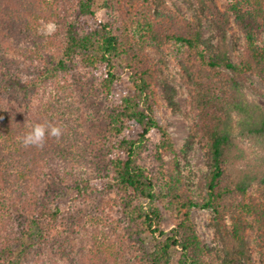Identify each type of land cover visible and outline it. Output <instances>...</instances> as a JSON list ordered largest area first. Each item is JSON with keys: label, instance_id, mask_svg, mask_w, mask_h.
I'll return each mask as SVG.
<instances>
[{"label": "trees", "instance_id": "16d2710c", "mask_svg": "<svg viewBox=\"0 0 264 264\" xmlns=\"http://www.w3.org/2000/svg\"><path fill=\"white\" fill-rule=\"evenodd\" d=\"M97 1L0 0L1 27L18 40L37 68L31 79L3 73L0 79V264H19L26 250L45 238V223L59 214L49 198L36 201L41 174L50 170L53 179L60 178L57 163L70 168L92 161L85 127L75 117L61 80L75 64L103 65V89L110 95L119 80L115 61L127 73L131 89L103 113L105 186L118 197L124 217L115 238L141 242L144 264H209L204 260L209 251L199 242L190 218L192 207L209 208L223 243V255L215 264H252L246 217L256 227L257 245L264 249V109L245 94L242 78L254 73L264 83V0H227L225 10L211 9L219 29L224 31L232 19L245 36L237 62L230 60L223 44L207 51L199 28L169 10L164 0H100L107 20L91 24L86 18L95 14ZM40 21L57 23L56 31L39 33ZM143 42L157 47L174 42L183 49L179 64L197 115L189 143L203 140L208 155L204 194L198 202L182 180L177 159H164L174 149L154 118V92L162 88L176 110L175 90L146 55ZM47 88L50 91L41 93L35 105L20 107L7 99L16 91ZM37 123L61 126L62 137H47L43 148L23 147L20 138ZM152 131L159 135L157 143L148 139ZM81 172L72 177H81ZM12 211L29 218L27 230L20 222L10 225ZM167 212L177 223L163 230ZM99 250L84 264H105L98 260ZM120 264H126L123 256Z\"/></svg>", "mask_w": 264, "mask_h": 264}, {"label": "rangeland", "instance_id": "374dc122", "mask_svg": "<svg viewBox=\"0 0 264 264\" xmlns=\"http://www.w3.org/2000/svg\"><path fill=\"white\" fill-rule=\"evenodd\" d=\"M164 3L169 10L199 28L202 45L207 51L223 44L230 60H239L245 46L243 32L232 19L229 26L222 31L211 12L215 8L225 10L227 0H164ZM100 4L101 1L98 0L95 3V14L86 18L91 24L107 20L106 9ZM48 23H54L57 29L55 22L40 21L38 32L46 35L45 26ZM260 40H264L263 35H260ZM17 44L18 40L12 39L0 25V79L2 73L24 80L37 75L35 62ZM142 45L146 55L159 67L163 79L175 90L176 110L168 105L162 88L157 87L154 92V118L169 135L174 149V154L165 155L164 159L167 162L174 157L177 159L182 180L190 190L192 199L198 202L204 194L208 155L203 140L194 139L189 143L197 115L179 64L183 49L174 42L158 47L147 42ZM115 71L119 80L114 84L110 95L103 89V65L80 68L79 64H75L72 71L61 80L65 94H70L68 99L75 107V117L85 127L84 133L89 140L92 161L87 166L73 165L70 168L57 163L60 178L53 179L50 170H45L44 175L41 174L42 180L35 191L36 201L49 198L51 204L58 206L59 214L55 220L45 223L48 234L45 231V238L26 250L19 264H84L91 260V255L99 248L101 250L97 254L98 260L105 264H120L122 256L126 264H144V247L141 242L126 239V242H119L115 238L117 225L124 217L119 208L118 197L105 186L107 182L104 173L108 160L103 148L102 135L106 124L103 113L111 102L131 92L127 73L118 61H115ZM242 85L245 94L264 109V83L261 78L257 74L248 73L242 78ZM48 91V88L38 92L16 91L10 93L12 97L8 96L7 99H12L11 103L14 105H22L20 107L27 102L35 105L41 93ZM148 139L150 143H157L159 135L152 131ZM243 145L252 147L249 141H244ZM148 164L152 170L155 169L153 164ZM77 172H81L82 176L73 178L72 174L76 175ZM253 190L254 186L249 187V192ZM12 214L10 225L15 226L20 222V227L27 230L25 225H28L29 218L26 215L18 216L19 211H12ZM190 218L199 242L209 251L204 260L209 264L217 263L223 255V243L216 230L214 213L209 208L192 207ZM246 219L250 225L246 231L248 258L252 264H261L264 249L257 245V230L251 218ZM224 221L229 224V216H225ZM176 223L174 214L167 212L162 218L161 227L169 230ZM122 243L124 246L121 247ZM109 252L112 253L111 256H108ZM117 255L122 256L115 258ZM177 257L176 253L173 259Z\"/></svg>", "mask_w": 264, "mask_h": 264}, {"label": "clouds", "instance_id": "9594fccd", "mask_svg": "<svg viewBox=\"0 0 264 264\" xmlns=\"http://www.w3.org/2000/svg\"><path fill=\"white\" fill-rule=\"evenodd\" d=\"M56 31V25L54 23H48L45 26V34L51 35ZM63 135V128L58 125L52 124H35L29 132L20 138V142L23 147H36L43 148L47 137H54L60 139Z\"/></svg>", "mask_w": 264, "mask_h": 264}]
</instances>
